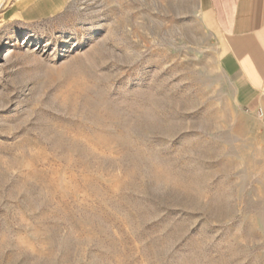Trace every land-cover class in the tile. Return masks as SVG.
<instances>
[{
	"label": "rangeland",
	"instance_id": "obj_1",
	"mask_svg": "<svg viewBox=\"0 0 264 264\" xmlns=\"http://www.w3.org/2000/svg\"><path fill=\"white\" fill-rule=\"evenodd\" d=\"M217 55L196 0H0V264H264Z\"/></svg>",
	"mask_w": 264,
	"mask_h": 264
},
{
	"label": "crops",
	"instance_id": "obj_2",
	"mask_svg": "<svg viewBox=\"0 0 264 264\" xmlns=\"http://www.w3.org/2000/svg\"><path fill=\"white\" fill-rule=\"evenodd\" d=\"M201 23L217 40V65L235 103L264 114V0H196ZM31 8L21 14L31 15ZM24 16V15H23Z\"/></svg>",
	"mask_w": 264,
	"mask_h": 264
},
{
	"label": "bare ground",
	"instance_id": "obj_3",
	"mask_svg": "<svg viewBox=\"0 0 264 264\" xmlns=\"http://www.w3.org/2000/svg\"><path fill=\"white\" fill-rule=\"evenodd\" d=\"M97 31H98V29H97V28H94V29L91 31V33H92V32L94 33V32H97ZM92 35H93V34H91L90 36H92ZM17 36H18V34L15 35L14 38H16Z\"/></svg>",
	"mask_w": 264,
	"mask_h": 264
}]
</instances>
